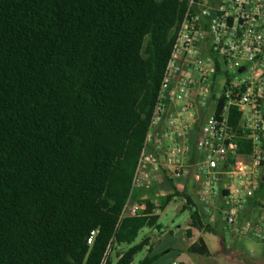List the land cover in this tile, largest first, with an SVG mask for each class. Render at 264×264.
<instances>
[{
	"label": "trees",
	"instance_id": "1",
	"mask_svg": "<svg viewBox=\"0 0 264 264\" xmlns=\"http://www.w3.org/2000/svg\"><path fill=\"white\" fill-rule=\"evenodd\" d=\"M182 10L0 0V264H100L107 247L105 264H131L148 245L134 241L158 215L120 214ZM149 253L138 264H155Z\"/></svg>",
	"mask_w": 264,
	"mask_h": 264
},
{
	"label": "built area",
	"instance_id": "2",
	"mask_svg": "<svg viewBox=\"0 0 264 264\" xmlns=\"http://www.w3.org/2000/svg\"><path fill=\"white\" fill-rule=\"evenodd\" d=\"M180 2L120 218L158 214L160 197L190 176L204 214L212 216L220 197L226 230L264 241V0ZM161 183L170 185L146 194ZM246 212L253 216L242 218Z\"/></svg>",
	"mask_w": 264,
	"mask_h": 264
},
{
	"label": "crops",
	"instance_id": "3",
	"mask_svg": "<svg viewBox=\"0 0 264 264\" xmlns=\"http://www.w3.org/2000/svg\"><path fill=\"white\" fill-rule=\"evenodd\" d=\"M169 183H161L154 185L149 191L151 196L156 195L160 190L167 188ZM183 199L182 210H189V217L186 219L182 226H178V240L170 242L163 246L161 249H156L154 241L148 237V245L145 246L150 249L151 255H156L157 259L155 264H171L173 261H177L179 264H188V261L192 259L198 260L201 264H209L204 261V258H211L215 253L221 254L227 251V241L229 238L239 240L242 236H237L226 230L224 226L223 215L220 211L221 199L216 200V206L213 208L212 216L204 214L201 204L197 201L195 195V185L190 176L179 179V184L175 189ZM174 197H172L173 199ZM171 199V200H172ZM170 200V201H171ZM169 201V202H170ZM162 210V209H161ZM191 210L197 212L202 227H195L192 225V219L190 216ZM159 217V213L157 214ZM253 214L246 212L242 214V218L252 217ZM222 224L224 234L217 235V225ZM161 232V231H159ZM165 232L161 235L163 236ZM168 234L174 236V232L168 230ZM160 237L156 238V241H160ZM248 238V237H247ZM228 239V240H227ZM232 239V240H233ZM194 246L198 249H206L208 254H200L198 252L189 251V248ZM252 264V263H247Z\"/></svg>",
	"mask_w": 264,
	"mask_h": 264
},
{
	"label": "rangeland",
	"instance_id": "4",
	"mask_svg": "<svg viewBox=\"0 0 264 264\" xmlns=\"http://www.w3.org/2000/svg\"><path fill=\"white\" fill-rule=\"evenodd\" d=\"M148 196V191L146 193ZM183 199L181 196H175L168 202L159 212V217L156 226H145L139 233L134 243L140 242L143 237H150L154 241L156 249H161L170 242L178 240V226H182L189 217V210H182ZM217 235H223L224 230L222 224L217 225ZM168 230L174 232V236L168 234ZM161 231V232H159ZM165 232L162 236L161 234ZM160 237V241L156 238ZM229 238L227 241V251L221 254L215 253L211 258H204V261L209 264H264V241L253 238L240 237L239 240ZM114 250L110 251V256L114 260ZM147 254V249L144 247L137 252L131 264H138L139 260ZM188 264H201L198 260L192 259ZM162 264V263H159Z\"/></svg>",
	"mask_w": 264,
	"mask_h": 264
},
{
	"label": "water",
	"instance_id": "5",
	"mask_svg": "<svg viewBox=\"0 0 264 264\" xmlns=\"http://www.w3.org/2000/svg\"><path fill=\"white\" fill-rule=\"evenodd\" d=\"M262 180H264V173L262 174Z\"/></svg>",
	"mask_w": 264,
	"mask_h": 264
}]
</instances>
